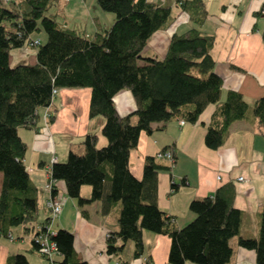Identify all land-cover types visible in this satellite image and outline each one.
<instances>
[{
	"label": "trees",
	"instance_id": "trees-1",
	"mask_svg": "<svg viewBox=\"0 0 264 264\" xmlns=\"http://www.w3.org/2000/svg\"><path fill=\"white\" fill-rule=\"evenodd\" d=\"M56 1L0 0V236L14 237L17 227L33 234L40 214L42 191L31 179L25 163L27 143L18 129L37 128L41 106L48 108L50 122L55 119L49 110L54 89L90 87L89 115L104 117L101 133L107 142L99 145L98 134H87L82 153L70 150L67 159L55 161L49 171L56 182H65L66 195L81 206L101 200L106 214L120 202L119 229L107 235V252L121 254L132 241L134 256H143V233L148 230L171 237L169 264H231L230 239L239 235L241 226L234 183L221 185L213 195L194 198L190 209L195 218L177 228L174 217L158 202V175L172 170V148L163 150H170L173 160L146 156L141 178L132 173L129 156L141 133H151L155 122L175 117L195 122L211 103L217 108L204 141L217 149L237 120L264 127V95L250 103L241 91L228 90L222 99L223 78L215 71L213 56L215 37L197 27L174 33L164 58L144 57L149 38L173 19L172 6L161 0H96L115 18L109 27L98 21V29L91 34H82L48 13ZM176 4L197 25L208 17L204 0H176ZM42 30L47 38L36 47L37 62L11 65V50L30 45L38 38L34 33ZM262 35L264 39V30ZM122 89H129L137 102L131 114L121 115L116 108L114 96ZM84 184L92 187L89 198L81 195ZM58 191L55 183L52 193ZM52 239L63 256L59 264H87L78 258L71 230L59 228ZM32 244V250L41 253L34 239ZM239 244L255 249L257 264H264V201L259 237L240 236ZM7 264H29V259L17 253L9 256ZM145 264H152L150 257Z\"/></svg>",
	"mask_w": 264,
	"mask_h": 264
},
{
	"label": "crops",
	"instance_id": "crops-1",
	"mask_svg": "<svg viewBox=\"0 0 264 264\" xmlns=\"http://www.w3.org/2000/svg\"><path fill=\"white\" fill-rule=\"evenodd\" d=\"M204 1L208 17L202 25H197L187 13H181L176 0H161L172 6L173 19L149 38L142 55L164 58L174 33L181 34L197 27L203 34L215 37L213 56L215 71L223 78L222 99L228 90H239L248 102L253 103L264 95L262 3L259 0ZM87 2L83 0V3ZM77 18L73 23L65 18L62 23L82 34L94 33L98 29V21L109 27L93 11ZM36 62V48L25 45L10 52L11 65ZM91 94L90 87L60 88L49 108L52 114H56L52 122L47 119V107L41 106L37 113V128L18 129L27 143L25 163L31 179L42 191L39 222L49 216L46 200L50 191L45 185L52 164L65 161L70 150L83 151L82 141L87 134H98L99 145L107 142L101 133L104 117L89 115ZM114 102L121 115L131 114L137 108L129 89L117 92ZM216 108L215 103L207 105L195 122L186 120L181 124V117L166 123L155 122L153 131H143L137 146L131 150L130 169L141 178L146 156H155L166 147L172 148L175 155L172 170L161 171L158 175V202L167 215L174 217L177 228L184 227L195 218V212L190 209L194 198L213 195L221 185L233 182L236 187L234 206L241 210V226L239 235L230 239L233 249L231 264H257L256 250L241 246L239 237H259L264 201V127L257 122L237 120L231 124L225 143L217 149L209 148L204 138ZM132 119L134 122L137 120L136 116ZM161 160L170 163L168 159ZM2 181L0 173V190ZM173 183L178 187L173 188ZM56 184L66 194L65 182L57 181ZM91 193V185L81 187L83 197L89 198ZM67 197L66 205L51 229L56 233L59 228H67L74 233V247L81 261L87 264H141L144 258L150 257L152 264H169L171 237L148 230L143 233V256H134L132 241L126 243L121 254L107 252V235L119 229L120 202L105 214L101 200L81 206L75 198ZM32 239L31 233H24L19 227L14 229V239L0 236V264H7L9 256L17 253H25L29 264H50L45 256L32 250ZM62 258L59 254L55 260L59 264ZM187 264L196 263L188 261Z\"/></svg>",
	"mask_w": 264,
	"mask_h": 264
},
{
	"label": "built area",
	"instance_id": "built-area-1",
	"mask_svg": "<svg viewBox=\"0 0 264 264\" xmlns=\"http://www.w3.org/2000/svg\"><path fill=\"white\" fill-rule=\"evenodd\" d=\"M15 0H3L4 3H11ZM262 3V12H264V0H259ZM40 43V38H35L32 40L29 46L36 48ZM58 89H54V94H57ZM48 109V108H47ZM47 119L49 116V111H47ZM185 120H181V124H184ZM157 157L163 158L166 157L170 160H173V153L170 150H159L156 153ZM242 179V177H240ZM56 181L51 177L49 171V181L46 183L45 188L50 191V195L46 200V206L49 210V216L42 222L36 223L35 231L32 236L33 239L39 244L40 252L49 257L50 264H55V257L60 254L57 243L52 239V234L55 232L52 231L51 226L54 221L61 215L64 206L67 202V195L63 194L61 191H58L57 194H53L52 190ZM172 221L175 222V219L172 218ZM13 239V235H9ZM147 258L143 259L141 264L146 263ZM117 264H120L117 262ZM187 264V263H186Z\"/></svg>",
	"mask_w": 264,
	"mask_h": 264
},
{
	"label": "rangeland",
	"instance_id": "rangeland-1",
	"mask_svg": "<svg viewBox=\"0 0 264 264\" xmlns=\"http://www.w3.org/2000/svg\"><path fill=\"white\" fill-rule=\"evenodd\" d=\"M88 11L96 13L103 22H107L108 26L112 24L115 18L113 12L102 9L96 0H88L87 3H83V0H58L51 6L48 13L53 14L59 22H63L65 18H67L69 22L73 23L78 20L77 16L86 15ZM34 37H38L41 39V42H44L47 35L46 32L42 30L34 33ZM75 150L78 153L84 151V149L81 152L77 151V149Z\"/></svg>",
	"mask_w": 264,
	"mask_h": 264
}]
</instances>
